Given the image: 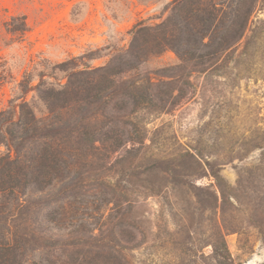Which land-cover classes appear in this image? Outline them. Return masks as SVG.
Listing matches in <instances>:
<instances>
[{"label": "rangeland", "instance_id": "rangeland-1", "mask_svg": "<svg viewBox=\"0 0 264 264\" xmlns=\"http://www.w3.org/2000/svg\"><path fill=\"white\" fill-rule=\"evenodd\" d=\"M171 1L0 0V112L12 100L21 99L24 80L32 85L41 78L47 85L64 84L67 73L57 66L59 63L70 61L68 68L77 69L109 64L117 51L128 48L134 25L140 21L160 22ZM225 4L227 11L216 43L227 35L231 43L252 12L243 36L223 56L206 53L199 67L206 68L205 71L183 76L180 86L186 97L177 104L171 97L163 111L146 114L143 110L135 112L129 96L133 91L126 87L129 94H120L111 106L96 110L101 116L92 123L95 130L111 124L121 133L125 130L123 124L133 118L146 133L144 146L126 158L120 159L130 143L113 153L96 151L99 162L84 176L88 181L110 179L113 183L131 179L129 193L143 205L144 221L135 226L139 227L133 240L136 245L131 244L134 248L125 251L129 264H216L210 243L212 237L216 239L215 231L221 225L236 264H249L256 256L258 264H264V0H229ZM234 13L240 15L238 22H234ZM23 22L26 30H11ZM178 62L177 53L168 50L117 79L151 78L157 82L158 69ZM26 99L34 102L37 116H45L46 107L35 91H30ZM154 99L158 104V97ZM158 108L154 106L152 110ZM187 150L196 153L206 175L193 172L196 162L192 158L187 159L185 168L180 166V172H172V159L183 160L182 154ZM7 152L5 145H0V156ZM154 160H159L156 169L163 171L160 180L155 174L151 173V177L144 173L145 163ZM207 161L219 163L222 176L231 186L243 182L239 202L232 197L233 204L227 203L225 210L211 206L214 204L205 198L204 192L199 195L201 199L194 195L195 185L215 190ZM172 175H178L174 179L179 183L169 182ZM148 180L151 187L161 181L167 186L160 193L147 194L142 185ZM56 186L43 194L54 192ZM92 186L85 185L87 191ZM37 195L31 189L26 199ZM102 198L103 195L97 201L100 207ZM101 208L110 213L105 205ZM94 211H81L80 217L86 219ZM186 213L193 214V220L192 215L185 220ZM95 218L98 225H104L103 215L97 214ZM68 229H63L62 234H68ZM43 258L41 253L33 255L28 264H39Z\"/></svg>", "mask_w": 264, "mask_h": 264}, {"label": "trees", "instance_id": "trees-1", "mask_svg": "<svg viewBox=\"0 0 264 264\" xmlns=\"http://www.w3.org/2000/svg\"><path fill=\"white\" fill-rule=\"evenodd\" d=\"M227 1L173 0L160 22L136 23L130 30L128 48L117 51L109 64L77 69L68 68L70 61H64L57 65L67 73V81L60 87L47 85L42 78L35 85L25 80L21 83V99L18 102L12 100L8 108L0 112V145H5L8 150L0 156V264H28L31 262L29 258L39 253L44 255L39 264H129L125 251L136 245L133 240L139 227L135 226L144 221L143 205L129 193L131 179L128 177L123 182L113 183L110 179L88 181L84 176L92 172L93 166L99 162L96 151L104 149L113 153L130 143L131 146L120 157L126 158L144 146L146 133H142L133 118L123 124L125 130L121 133L111 124L95 130L92 123L101 116V112L96 110L101 106H111L110 103L120 94L128 93L126 87L133 91L128 94L135 112L143 110L142 113L146 114L163 111L171 97L175 99L174 104L186 97L180 86L183 76L205 71L206 68L199 67L203 65L206 53L217 58L223 56L243 36L252 12L247 14L245 25L231 43L228 35L221 36V42L216 43L227 11ZM237 13H234V22L240 19ZM26 27L23 22L19 27L12 26L11 30L21 31ZM168 50L177 53L179 62L158 69L160 78L157 82L151 78L117 79L118 75L134 70L151 57ZM177 90L179 92L174 96ZM30 91H35L44 103L45 116H37L35 98L33 101L26 99ZM155 96L159 99L158 104ZM154 106L159 108L152 110ZM182 157L183 160L172 159V172H180V166L185 168L187 159L192 158L197 166L193 172L207 174L202 170V162L196 153L187 150ZM157 161L145 163L144 173L155 174L159 179L163 171L162 168L160 171L156 169ZM207 165L209 175L215 179V190L210 186L195 185L194 195L201 199L199 195L204 192L216 210H225L227 203L233 204L232 197L239 202L243 182L240 180L238 186L233 187L222 176L219 163L207 161ZM167 172L170 177L171 170ZM174 178L178 179V175H172L169 182L179 183ZM150 182L143 181L147 194L160 193L167 186L161 181L151 187ZM90 184L92 189L87 191L85 185ZM55 185L54 192L43 194ZM31 189L39 195L26 199ZM102 195L103 205L106 211L110 210L109 214L101 208L103 205L100 207V202L97 203ZM76 204L80 206L76 207ZM91 210L94 213L90 217H80L81 211ZM97 214L104 216V225H98ZM185 215V220L189 215L193 220V214ZM63 229H68V234H62ZM223 229L222 225L218 226L216 239L212 237V256L216 264H236Z\"/></svg>", "mask_w": 264, "mask_h": 264}, {"label": "bare ground", "instance_id": "bare-ground-1", "mask_svg": "<svg viewBox=\"0 0 264 264\" xmlns=\"http://www.w3.org/2000/svg\"><path fill=\"white\" fill-rule=\"evenodd\" d=\"M249 264H258V257H254L253 259L249 260Z\"/></svg>", "mask_w": 264, "mask_h": 264}]
</instances>
